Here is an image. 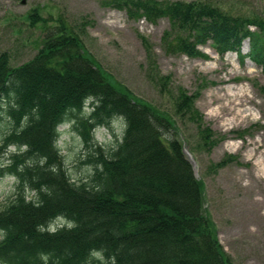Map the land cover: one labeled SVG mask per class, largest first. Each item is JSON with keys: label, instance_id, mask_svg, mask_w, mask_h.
I'll return each mask as SVG.
<instances>
[{"label": "trees", "instance_id": "trees-1", "mask_svg": "<svg viewBox=\"0 0 264 264\" xmlns=\"http://www.w3.org/2000/svg\"><path fill=\"white\" fill-rule=\"evenodd\" d=\"M102 6L150 24L166 19L162 49L171 54L200 57L197 47L211 42L220 55H240L249 40L250 58L264 69V40L249 30L264 33V15L232 13L212 0H104ZM142 40L154 85L172 96L182 123L214 146L196 95L171 87ZM260 93L264 98V86ZM2 114L10 129L0 142V177L17 182L0 209L2 264H231L204 208L203 181L174 136L175 122L113 81L74 29L60 23L47 31L20 66L0 54ZM116 120L124 124L122 138L106 151L94 132ZM69 124L86 152L80 163L91 166L79 181L57 147L59 127Z\"/></svg>", "mask_w": 264, "mask_h": 264}, {"label": "rangeland", "instance_id": "rangeland-1", "mask_svg": "<svg viewBox=\"0 0 264 264\" xmlns=\"http://www.w3.org/2000/svg\"><path fill=\"white\" fill-rule=\"evenodd\" d=\"M21 1L0 0V54L8 55L10 66L31 60L47 31L57 30L60 23L74 29L113 81L175 122L174 136L195 176L203 181L204 208L231 264H264V98L260 93L264 69L250 58L249 40L242 43L240 55H220L208 42L197 47L202 56L189 58L162 49L163 34L170 28L166 19L154 24L136 21L123 11L102 6L104 0H25L24 5ZM212 3L232 13L264 15V0ZM249 30L264 40V33ZM142 39L157 71L170 76L171 87L196 95L195 108L202 115L203 128L213 133L214 146L204 143L195 127L182 123L174 113L172 96L161 94L154 85ZM9 127V119L2 114L0 142ZM123 130V122L116 120L109 128H97L94 139L109 151L121 141ZM59 132L57 147L71 178L84 179L91 166L80 163L86 158L80 137L70 124L59 127ZM13 150L9 148L8 153ZM221 161L224 164L216 166ZM16 185L14 177H0V209Z\"/></svg>", "mask_w": 264, "mask_h": 264}, {"label": "water", "instance_id": "water-1", "mask_svg": "<svg viewBox=\"0 0 264 264\" xmlns=\"http://www.w3.org/2000/svg\"><path fill=\"white\" fill-rule=\"evenodd\" d=\"M21 4L24 5V4H25V0H22V1H21Z\"/></svg>", "mask_w": 264, "mask_h": 264}]
</instances>
